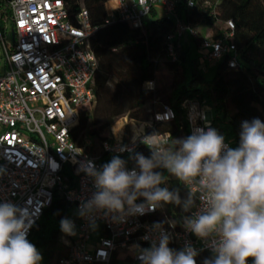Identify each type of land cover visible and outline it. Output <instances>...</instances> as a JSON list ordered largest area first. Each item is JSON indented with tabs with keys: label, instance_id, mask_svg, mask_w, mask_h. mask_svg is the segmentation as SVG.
<instances>
[{
	"label": "built area",
	"instance_id": "obj_1",
	"mask_svg": "<svg viewBox=\"0 0 264 264\" xmlns=\"http://www.w3.org/2000/svg\"><path fill=\"white\" fill-rule=\"evenodd\" d=\"M211 1L218 5L223 0H208L206 5ZM179 2L118 0L115 9L108 8L105 24L123 21L142 29L152 8L160 9L174 21L166 54L175 62L179 50L198 36L197 26L178 16ZM193 6L194 2L188 1V7ZM98 29L92 26L86 9L70 15L63 0H0V202L18 208V215L30 225L28 240L57 194L74 205V212L67 218L73 234L63 232L61 241L67 255L58 264H142V251L153 244L158 246L162 234L169 237L171 249L179 251L190 244L198 252L196 258L201 254L212 258L214 253L207 242L184 228V218L178 226L160 224L155 220L157 208L128 214L126 205L124 215L101 210L81 215L83 205L97 191L89 172L93 167L102 169V156L136 155L142 145L147 146L144 139L150 135H157L169 147L171 133L148 131L177 117L170 105L156 100L148 110V119H130L132 128L126 138L117 137L112 129L113 139L101 143L89 138L81 144L74 140L81 111L96 104L94 78L99 61L91 39ZM234 29L233 21H227L218 39L205 37L197 50L199 61L213 67L226 59L228 68L236 69L239 58ZM145 89L155 90L156 82L146 83ZM181 108L187 122L184 138L196 128L216 129L208 105L185 99ZM216 130L231 147L225 135ZM68 167L75 176V187L65 174ZM132 169L139 171L128 170ZM136 203L146 202L140 197ZM199 206L196 194L195 206L187 216ZM156 225L162 230H156Z\"/></svg>",
	"mask_w": 264,
	"mask_h": 264
},
{
	"label": "trees",
	"instance_id": "obj_2",
	"mask_svg": "<svg viewBox=\"0 0 264 264\" xmlns=\"http://www.w3.org/2000/svg\"><path fill=\"white\" fill-rule=\"evenodd\" d=\"M70 15L81 9L89 12L91 24L98 27L91 39V46L99 61L94 78L96 104L84 108L73 138L81 144L84 138L101 143L113 139L112 129L123 117L134 120L149 118L147 107L152 108L159 100L170 105L177 114L173 121L160 122L149 134L171 133L169 147L175 140H182L187 133V122L181 104L185 99H196L208 105L213 113V124L231 147H238L241 123L259 118L264 121V0H223L218 5L208 0H180L178 16L185 22L203 26L210 36L218 39L224 32L227 21H233L234 43L237 47L238 67L229 69L227 60L217 64L212 80L205 77L202 63L197 57L200 42L205 36L189 40L178 52V60L172 61L166 54L167 37L174 30L172 18L165 17L158 8H152L143 20V28H133L129 23L116 21L106 25L108 5L111 0H63ZM188 1L194 6L188 7ZM197 54L193 56L194 54ZM204 66H208L204 64ZM160 68L172 73V83L165 91L159 89L156 75ZM155 81V90H146L148 82ZM176 148L178 145L175 146ZM137 154L150 157L151 150L142 145ZM136 155L121 156L126 168H138ZM113 157L104 154L102 164ZM165 182L159 185L170 191H178L181 200L189 195L186 185L176 177L159 168ZM65 174L75 187V176L66 168ZM74 205L61 195H56L53 204L44 212L34 226L29 241L35 245L42 259L39 264H58L66 256L62 244L61 220L74 212ZM155 220L160 224L178 226L189 214L182 206L163 204L157 207ZM208 254H201L196 264H204Z\"/></svg>",
	"mask_w": 264,
	"mask_h": 264
},
{
	"label": "clouds",
	"instance_id": "obj_3",
	"mask_svg": "<svg viewBox=\"0 0 264 264\" xmlns=\"http://www.w3.org/2000/svg\"><path fill=\"white\" fill-rule=\"evenodd\" d=\"M238 147L225 144L214 128H196L188 137L166 147L157 135L145 137L150 157L137 154L139 169L128 170L126 161L113 157L101 170L91 169L97 191L81 210L82 216L94 211L143 214L163 204L182 206L189 212L198 194L200 206L183 219L184 228L214 253L204 264H264V121L255 118L241 123ZM179 147L176 148L175 146ZM163 168L189 188L181 200L178 191L160 187L165 182ZM143 197L146 203L137 204ZM18 208L0 202V264H39L42 257L28 238V228ZM161 231V226L156 225ZM61 229L73 234L68 219ZM162 234L158 246L144 249L142 264H196L197 250L190 244L182 250L169 246Z\"/></svg>",
	"mask_w": 264,
	"mask_h": 264
},
{
	"label": "rangeland",
	"instance_id": "obj_4",
	"mask_svg": "<svg viewBox=\"0 0 264 264\" xmlns=\"http://www.w3.org/2000/svg\"><path fill=\"white\" fill-rule=\"evenodd\" d=\"M108 8L110 9V6L108 5ZM218 26L224 27L223 29L225 30V26L222 25V23H218ZM197 29L205 36L208 37L210 36V32H208L207 29H205L203 26H197ZM10 32V31H9ZM197 55L196 53L193 55L195 56ZM198 57V56H197ZM202 68L204 69V73H205V77L206 79L212 80L216 74L217 71V65L211 67V66H204V63H202ZM156 79H157V83L159 86V89L162 91V93L165 91V89L167 87H170L171 83H172V73L166 71L163 68H160V70L157 72L156 75ZM149 109H151L150 105H148L147 107V113H149ZM150 115V114H149ZM124 119H127V122L125 120H119L113 127V131L114 133H116L117 137H124L126 138V136H128L130 134L131 131V124H130V119L123 117ZM122 118V119H123ZM138 126V124H137ZM135 128V127H134Z\"/></svg>",
	"mask_w": 264,
	"mask_h": 264
},
{
	"label": "crops",
	"instance_id": "obj_5",
	"mask_svg": "<svg viewBox=\"0 0 264 264\" xmlns=\"http://www.w3.org/2000/svg\"><path fill=\"white\" fill-rule=\"evenodd\" d=\"M117 3H118V0H111L109 2V6H110L109 11H112L113 9H115V7L117 6Z\"/></svg>",
	"mask_w": 264,
	"mask_h": 264
}]
</instances>
